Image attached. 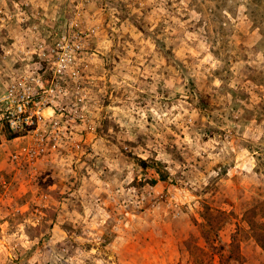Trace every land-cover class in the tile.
I'll list each match as a JSON object with an SVG mask.
<instances>
[{
	"label": "rangeland",
	"instance_id": "rangeland-1",
	"mask_svg": "<svg viewBox=\"0 0 264 264\" xmlns=\"http://www.w3.org/2000/svg\"><path fill=\"white\" fill-rule=\"evenodd\" d=\"M75 32L56 147L0 122V264H264V0H0V93Z\"/></svg>",
	"mask_w": 264,
	"mask_h": 264
},
{
	"label": "built area",
	"instance_id": "built-area-1",
	"mask_svg": "<svg viewBox=\"0 0 264 264\" xmlns=\"http://www.w3.org/2000/svg\"><path fill=\"white\" fill-rule=\"evenodd\" d=\"M83 38L85 35L75 32L54 46L45 47L41 42L40 61L16 73L0 93V122L15 138H31L24 152L13 154L14 159L30 164L43 160L58 144L62 118L74 116L77 103L66 101L67 87L79 70L77 54L84 51Z\"/></svg>",
	"mask_w": 264,
	"mask_h": 264
},
{
	"label": "trees",
	"instance_id": "trees-1",
	"mask_svg": "<svg viewBox=\"0 0 264 264\" xmlns=\"http://www.w3.org/2000/svg\"><path fill=\"white\" fill-rule=\"evenodd\" d=\"M13 136L15 137L16 135L12 134V137H13ZM144 163H145V162H144ZM258 239H260V238H258ZM261 243H262V246L264 247V242L261 241Z\"/></svg>",
	"mask_w": 264,
	"mask_h": 264
}]
</instances>
